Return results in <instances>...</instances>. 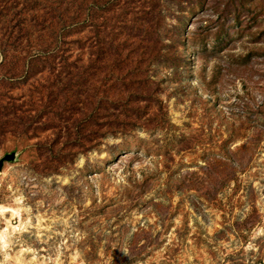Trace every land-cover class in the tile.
I'll use <instances>...</instances> for the list:
<instances>
[{
    "label": "rangeland",
    "instance_id": "374dc122",
    "mask_svg": "<svg viewBox=\"0 0 264 264\" xmlns=\"http://www.w3.org/2000/svg\"><path fill=\"white\" fill-rule=\"evenodd\" d=\"M0 264H264V0H0Z\"/></svg>",
    "mask_w": 264,
    "mask_h": 264
},
{
    "label": "bare ground",
    "instance_id": "6f19581e",
    "mask_svg": "<svg viewBox=\"0 0 264 264\" xmlns=\"http://www.w3.org/2000/svg\"><path fill=\"white\" fill-rule=\"evenodd\" d=\"M8 208H9V207H7V206H1V207H0V209H2V210H3V209H8ZM9 209H10V208H9Z\"/></svg>",
    "mask_w": 264,
    "mask_h": 264
}]
</instances>
